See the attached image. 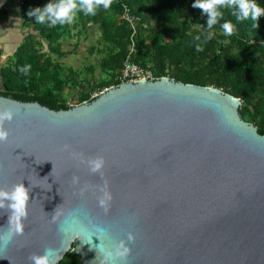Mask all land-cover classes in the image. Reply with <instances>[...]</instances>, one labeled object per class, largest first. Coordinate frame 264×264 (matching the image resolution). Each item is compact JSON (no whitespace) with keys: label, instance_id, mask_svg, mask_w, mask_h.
I'll return each mask as SVG.
<instances>
[{"label":"water","instance_id":"1","mask_svg":"<svg viewBox=\"0 0 264 264\" xmlns=\"http://www.w3.org/2000/svg\"><path fill=\"white\" fill-rule=\"evenodd\" d=\"M239 105L219 88L168 76L59 110L0 96V111L14 114L0 143V188L30 189L23 234L0 244V264H31L28 255L46 247L55 264L66 251L102 264L99 236L88 242L99 228L105 248L130 249L116 264H264V134ZM10 215L0 209V228Z\"/></svg>","mask_w":264,"mask_h":264},{"label":"trees","instance_id":"2","mask_svg":"<svg viewBox=\"0 0 264 264\" xmlns=\"http://www.w3.org/2000/svg\"><path fill=\"white\" fill-rule=\"evenodd\" d=\"M56 2L18 0L20 24H31L35 34L25 35L0 65V96L35 101L53 110L72 106L60 93V65L49 55L61 57L66 53L57 42L68 33V24H38L35 16L28 15L30 10ZM255 2L264 8V0ZM121 3L146 23L135 34L131 61L149 69L153 77L213 86L238 98L240 118L264 134V16L259 19V27H254L256 22L251 19L237 20L233 9L222 8V19L209 29L207 15L192 7L195 0H114L109 9L101 6L96 15H86L87 22L98 24L100 40L105 44L99 65L111 77L109 82L97 83V87L116 84L113 77L128 51V27L108 16L119 14ZM8 4L9 0L2 1L0 16L6 13ZM225 22L233 24V35L224 34L221 25ZM35 36L45 41L48 53L33 49L31 39ZM198 46L203 50L198 51ZM24 67H28L27 72L20 71ZM65 79L79 83L77 103L90 99L87 82L77 80L73 72ZM56 264L79 263L66 251Z\"/></svg>","mask_w":264,"mask_h":264},{"label":"clouds","instance_id":"3","mask_svg":"<svg viewBox=\"0 0 264 264\" xmlns=\"http://www.w3.org/2000/svg\"><path fill=\"white\" fill-rule=\"evenodd\" d=\"M112 3L113 0H57L56 3H48L43 8L37 7L30 10L28 15L30 17L35 16L38 24L64 25L72 23L79 11H83L85 15L94 16L98 8L103 6L107 10ZM192 7L200 9L202 13L207 15V27L209 29L217 24L219 19H222L223 13L220 10L222 8L233 9V15L236 16L237 20L251 19L256 22L253 25L254 27H259V19L264 16V8L259 6L255 0H195ZM221 27L225 35L231 36L234 34V26L231 22H225ZM209 38H211V34H209ZM197 50L202 51L203 49L198 46ZM20 71L27 72L28 67L21 68ZM13 115L9 110L0 111V143L7 142L10 133L5 127V122H11ZM65 148H68V145H65ZM73 155L77 154L73 153ZM102 164V158L89 160V171L93 174L98 173L102 168ZM73 182L78 183V177L74 176ZM29 191L30 189L25 188L22 183L13 185L8 189L0 188V209L7 208L11 210L7 228H0V244L5 247L12 242L15 236L23 234V221L28 217ZM83 192L84 189H81V195ZM105 198H111L107 192H104V195L99 198L101 206L104 205ZM104 233H106V229L99 228L96 233L88 238V242L91 243L92 236H99L101 243L98 252L103 255L102 264H116L118 258L127 261L130 249L125 247L124 241L114 244L111 248H105L100 237V234ZM127 240L134 243V237L131 234H128ZM53 254V250L46 247L42 254L30 253L27 259L31 264H55V261L52 260Z\"/></svg>","mask_w":264,"mask_h":264},{"label":"rangeland","instance_id":"4","mask_svg":"<svg viewBox=\"0 0 264 264\" xmlns=\"http://www.w3.org/2000/svg\"><path fill=\"white\" fill-rule=\"evenodd\" d=\"M108 16L119 20L118 14ZM20 32L22 35L20 41L28 33L35 34L32 25L28 23L20 25ZM99 33L98 24L87 22L84 12L79 11L73 22L68 24V33L57 42L59 49L66 53L61 57H57L52 53L49 54L50 58L55 59L60 65L62 79L60 93L65 96L68 105L78 104V96L81 91L78 86L79 83L73 84L70 80L65 79L68 73H75L77 80L89 84V87H91H88L89 98L112 85L97 87V83L109 82L111 79L110 75L103 71L99 65L100 58L104 54L102 50L105 48V44L100 40ZM31 44L34 50L48 53L44 40L35 36L31 39ZM9 56L1 59L0 65L4 64Z\"/></svg>","mask_w":264,"mask_h":264},{"label":"built area","instance_id":"5","mask_svg":"<svg viewBox=\"0 0 264 264\" xmlns=\"http://www.w3.org/2000/svg\"><path fill=\"white\" fill-rule=\"evenodd\" d=\"M118 18L120 21L126 24V26L129 29V35H128L129 43H128L127 54L122 60L120 68L114 77V81L116 82V84H112L110 86L117 85L119 83L127 82L137 78H155L152 76V73L149 69L140 67L139 65L131 61L129 58V55L134 51L135 34L139 29L146 27V23L141 21L138 15L131 13L128 7L123 3L120 4V11L118 14ZM94 95H92L91 97H93Z\"/></svg>","mask_w":264,"mask_h":264},{"label":"crops","instance_id":"6","mask_svg":"<svg viewBox=\"0 0 264 264\" xmlns=\"http://www.w3.org/2000/svg\"><path fill=\"white\" fill-rule=\"evenodd\" d=\"M20 25L18 0H9L6 13L0 16V61L9 56L20 42Z\"/></svg>","mask_w":264,"mask_h":264}]
</instances>
